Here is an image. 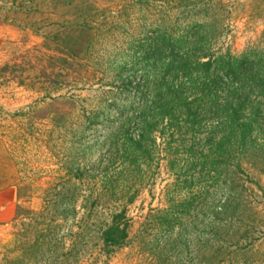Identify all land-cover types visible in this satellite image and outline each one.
I'll return each mask as SVG.
<instances>
[{"label":"rangeland","instance_id":"rangeland-1","mask_svg":"<svg viewBox=\"0 0 264 264\" xmlns=\"http://www.w3.org/2000/svg\"><path fill=\"white\" fill-rule=\"evenodd\" d=\"M261 94L264 0H0V264H264Z\"/></svg>","mask_w":264,"mask_h":264},{"label":"trees","instance_id":"trees-1","mask_svg":"<svg viewBox=\"0 0 264 264\" xmlns=\"http://www.w3.org/2000/svg\"><path fill=\"white\" fill-rule=\"evenodd\" d=\"M223 85H225V84H223ZM173 90H175V91H173ZM172 91L173 92H170V94L173 95V97L176 99L175 93H178V91H182V88H179V87H176V86L173 85ZM204 97H206V95L201 94V100H200L201 102L204 101ZM261 99H264V94H261ZM176 100L177 101H184L186 103V99L185 100L184 99H182V100L176 99ZM260 103H261V101L259 100L258 101V104H260ZM228 106L229 105H228V102H227V107H225V109L220 114V116L223 115V117L221 119L222 121L221 122H218V124L220 126H222L224 124V122H227V121L228 122H232L233 119H236L237 121H239L242 118L241 116H238V113H239V111L237 110L238 103L237 104L232 103L230 105V107H228ZM246 106H251V108H252V106H253L252 101L245 102L241 106V107H243L241 109V111H240L241 113L246 108ZM252 110H253V108H252ZM219 125H217V126H219ZM245 127L246 126L244 124L241 125V124L238 123V126H236V129L239 131L240 129H244ZM126 234L127 233H126V230L125 229H121L120 226L114 225L113 227H111L110 229H108L107 232L105 233V239H106V242L107 243H111L112 245H120L126 239V237H127Z\"/></svg>","mask_w":264,"mask_h":264}]
</instances>
